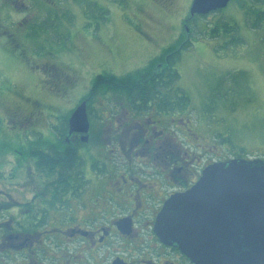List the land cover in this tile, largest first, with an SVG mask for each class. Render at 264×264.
I'll return each instance as SVG.
<instances>
[{
	"label": "flooded vegetation",
	"instance_id": "af4514ba",
	"mask_svg": "<svg viewBox=\"0 0 264 264\" xmlns=\"http://www.w3.org/2000/svg\"><path fill=\"white\" fill-rule=\"evenodd\" d=\"M61 3L66 0H0V46L9 58L3 69L7 86L0 90V264H197L177 242L161 237L157 218L166 201L190 189L210 164L242 156L189 109L146 107L116 91L92 94L96 76L112 72L109 68L90 77L92 86L79 95L56 141H40L54 104L26 97L33 106L25 111L11 74L20 64L46 72L52 77L47 84L61 80L78 88L82 75L73 61L41 64L31 49L46 34L41 19L61 16ZM82 31L78 45L72 31L68 49H47L48 57L71 51L81 60L87 43L109 45ZM84 100L88 139L87 132H70L69 124ZM41 120L45 127L34 123ZM28 126L41 143H32L23 155L19 146Z\"/></svg>",
	"mask_w": 264,
	"mask_h": 264
},
{
	"label": "rangeland",
	"instance_id": "374dc122",
	"mask_svg": "<svg viewBox=\"0 0 264 264\" xmlns=\"http://www.w3.org/2000/svg\"><path fill=\"white\" fill-rule=\"evenodd\" d=\"M260 1L230 0L223 8L196 15L189 23L190 28L187 21L191 0H175L176 3L66 0L61 3V16L51 19L45 15L41 19L39 25L46 34L42 33L31 49L33 54L37 52L40 63L55 61L63 65L73 61L82 75L81 82L76 89L60 79L47 84L52 77L46 72L18 64L11 75L19 83L23 98L18 95L16 98L27 108L25 111L33 106L28 97H38L46 106L54 104L49 111V129L39 137L32 127H26L20 152L27 154L26 148L32 143H41L40 138L56 141L55 134L63 119L71 113L79 95L92 86L89 82L92 75L108 68L117 75L134 71L187 38L190 45L181 49L174 67L180 73L176 86L191 98L189 111L196 121L221 133V142L231 151L244 158L264 160V3ZM226 26L231 31H226ZM216 27L220 31L213 36ZM82 30L92 37L100 35L108 39L110 46L96 41L89 46L86 42L81 60L71 51L60 58L48 57V50L68 49L72 31L76 33L74 44L78 45L84 38ZM3 48L0 46V65H4L0 67V90L7 86L3 69H8L6 62H9ZM41 52L45 53L41 55ZM34 123L40 128L46 125L44 120Z\"/></svg>",
	"mask_w": 264,
	"mask_h": 264
},
{
	"label": "water",
	"instance_id": "95a60500",
	"mask_svg": "<svg viewBox=\"0 0 264 264\" xmlns=\"http://www.w3.org/2000/svg\"><path fill=\"white\" fill-rule=\"evenodd\" d=\"M230 0H193L190 17L223 8ZM70 132H87L82 101L69 118ZM156 230L177 242L197 264H264V160L231 158L205 168L188 190L170 197Z\"/></svg>",
	"mask_w": 264,
	"mask_h": 264
},
{
	"label": "trees",
	"instance_id": "16d2710c",
	"mask_svg": "<svg viewBox=\"0 0 264 264\" xmlns=\"http://www.w3.org/2000/svg\"><path fill=\"white\" fill-rule=\"evenodd\" d=\"M191 20L187 21L188 27ZM255 25L257 26V24ZM225 30L231 31L230 26H226ZM219 31L218 27L214 28V36L218 35ZM188 45H190V40L182 39L180 43L168 47L163 54L152 59L146 66L123 75L112 72L98 74L93 83L92 94L100 91H116L125 93L128 97L132 96V100L139 101L142 106L147 107V105L155 104L162 109L174 108L175 106L188 109L191 98L185 91L176 86L180 73L174 67V63L180 57L181 49ZM72 159L71 156L54 157V160L61 161Z\"/></svg>",
	"mask_w": 264,
	"mask_h": 264
}]
</instances>
